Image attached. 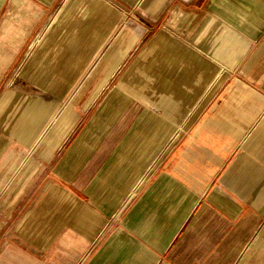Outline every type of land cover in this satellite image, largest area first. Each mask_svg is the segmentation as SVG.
<instances>
[{"label": "crops", "instance_id": "0c3cea01", "mask_svg": "<svg viewBox=\"0 0 264 264\" xmlns=\"http://www.w3.org/2000/svg\"><path fill=\"white\" fill-rule=\"evenodd\" d=\"M107 43L115 89L68 108ZM262 232L264 0H0V264H234Z\"/></svg>", "mask_w": 264, "mask_h": 264}, {"label": "rangeland", "instance_id": "374dc122", "mask_svg": "<svg viewBox=\"0 0 264 264\" xmlns=\"http://www.w3.org/2000/svg\"><path fill=\"white\" fill-rule=\"evenodd\" d=\"M56 8L57 7H54L53 11ZM124 40L125 39L123 37H119V36L113 39V44L116 43L117 50L121 48L120 45H122ZM107 48H109V43H107L104 52L100 56L102 59H100L99 57V60H97L96 63H94L90 67V69H88L85 72L84 77L81 80V84L75 87H68L70 89V96H69L70 102L68 108H73L75 110L85 109L86 111H88V115H90L91 112L95 111L100 107V104L110 94L111 90L115 89V86L119 81L120 75L123 72L126 65L128 64V61L130 60L131 56L124 59L118 68L119 70L117 69L113 71V73H111V75L109 76L110 78L105 82V84L101 86V88L98 91H96L99 80L100 78H102L105 69L109 64L108 61L110 57L107 56L108 53ZM25 56H26L25 53L21 54L20 56L21 62L23 61ZM92 94H94V97ZM118 94H120L119 96L120 98L126 97V94L123 90H120ZM91 95L92 97L90 98ZM89 98L91 100H89ZM134 108L138 110L140 106H135ZM55 120L56 118L54 119V121ZM240 257L241 259L235 262L234 264H264V232H262L261 234L260 243L257 245L246 246L245 251L243 250Z\"/></svg>", "mask_w": 264, "mask_h": 264}]
</instances>
